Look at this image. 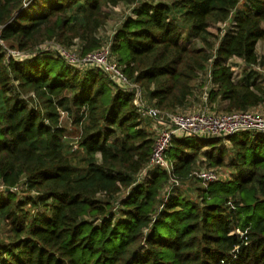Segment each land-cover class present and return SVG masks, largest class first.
<instances>
[{"label": "trees", "instance_id": "obj_1", "mask_svg": "<svg viewBox=\"0 0 264 264\" xmlns=\"http://www.w3.org/2000/svg\"><path fill=\"white\" fill-rule=\"evenodd\" d=\"M119 4L106 40L140 104L182 111L202 75L217 111L264 102L258 71L231 70L264 65V0H0V264H264V132L173 137L168 190L142 174L154 137L135 92L43 48L98 49Z\"/></svg>", "mask_w": 264, "mask_h": 264}, {"label": "built area", "instance_id": "obj_2", "mask_svg": "<svg viewBox=\"0 0 264 264\" xmlns=\"http://www.w3.org/2000/svg\"><path fill=\"white\" fill-rule=\"evenodd\" d=\"M5 48L12 56L19 57L21 55L19 51ZM43 48L55 51L73 66H79L80 63L98 66L107 73L114 83L120 87L132 89L136 96H140L139 88L130 82L122 67L111 54L109 41L103 42L98 49L92 50L83 56L57 43L45 44ZM235 66H241L237 65V63H233L231 66L233 80L237 81L242 76L243 67H241L238 75ZM244 68L260 70L258 66H247ZM202 97L205 106L195 112L163 111L152 106L144 107V103L141 102L144 113L153 120L151 129L154 133L151 154L142 174L146 173V169L150 168H158L165 171L170 176L168 190L179 186L178 179L172 174V162L167 157V151L173 137L193 136L207 138L211 136H231L244 131L264 132V113L260 114L254 110L212 111L207 107V93L204 92ZM191 175L203 182H213L219 178L217 170L206 168H197L192 171Z\"/></svg>", "mask_w": 264, "mask_h": 264}, {"label": "rangeland", "instance_id": "obj_3", "mask_svg": "<svg viewBox=\"0 0 264 264\" xmlns=\"http://www.w3.org/2000/svg\"><path fill=\"white\" fill-rule=\"evenodd\" d=\"M130 12H131L130 7H128L125 4H119V5L114 6V7L109 9V18H108L107 22L105 23L104 27L98 33L102 37L103 42L107 41L106 39L112 33L113 29L118 27V25L120 24V21L126 15H128ZM224 26H225V24H222V27H224ZM211 30L213 32H216V29H211ZM262 50H263V48L261 46H258V52L262 53ZM231 63H237V65L243 67L241 73L244 71L245 65L239 59L234 58V59L231 60ZM235 67H236V70L238 71L237 74L239 75L241 67H238V66H235ZM247 71H248V69H247ZM256 71L259 72V74L257 75L258 83L264 88V65L262 67H260V70H256ZM202 77H203L204 82L197 81L195 83V85H196V87H195V97H196V95H198V98H197V101H196L197 105H195L196 106V110H193L191 112H195V111L201 110V109H197V108L200 105V101L203 100L202 96H203L204 92L207 93L209 88H210V83L208 82L207 76L204 75ZM216 106H217V104L215 103L213 105L208 104L207 107L210 108V110H214V111L221 110V109L215 108ZM254 111H256V112H258L260 114H263L264 113V102L262 104H260L257 107V109H255ZM62 123L65 125L67 133L69 134V136H74L75 135V133H74L75 126L71 125V123H69V121L67 119H64ZM150 130L152 131V129H150ZM152 134H153V137H154L153 131H152ZM198 168H206V167L204 165H198ZM206 169H212V168H206ZM215 170L218 171L220 178H222L227 173L226 169H224V168L223 169H215Z\"/></svg>", "mask_w": 264, "mask_h": 264}, {"label": "crops", "instance_id": "obj_4", "mask_svg": "<svg viewBox=\"0 0 264 264\" xmlns=\"http://www.w3.org/2000/svg\"><path fill=\"white\" fill-rule=\"evenodd\" d=\"M261 46V45H260ZM262 47V46H261ZM263 48V47H262ZM259 54L260 55H263V50H262V53H260L259 52ZM241 62H243L242 60H240ZM245 67H247V65L245 66ZM247 69L249 70V68H245V70L242 72V75H243V73L244 72H247ZM203 76V75H202ZM241 78V77H240ZM240 80V79H239ZM256 81L258 82V80L256 79ZM196 98V99H195ZM197 98H198V95H196V97L195 96H193L192 97V102H191V104H189L184 110H182V111H193V110H196V106L195 105H197L196 103V101H197ZM144 103L147 105V106H149V103L147 102V100L146 99H144ZM205 106V103H204V101L203 100H201L200 101V105H199V107L197 108V109H202L203 107ZM210 109V108H209ZM254 110L255 109H257V107H255V108H253ZM213 111V110H212ZM144 114V117H146L147 118V121H148V123H149V128L151 129L152 128V125H153V120L148 116V115H146L145 113H143ZM152 120V121H151ZM151 121V122H150Z\"/></svg>", "mask_w": 264, "mask_h": 264}, {"label": "water", "instance_id": "obj_5", "mask_svg": "<svg viewBox=\"0 0 264 264\" xmlns=\"http://www.w3.org/2000/svg\"><path fill=\"white\" fill-rule=\"evenodd\" d=\"M134 103H135L137 106H140V107H141V104H140V102H139V100H138V96H135V98H134Z\"/></svg>", "mask_w": 264, "mask_h": 264}]
</instances>
